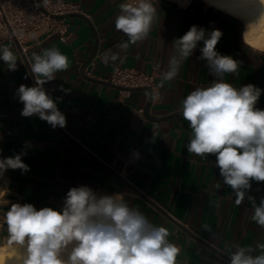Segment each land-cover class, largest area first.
<instances>
[{"label": "crops", "instance_id": "0c3cea01", "mask_svg": "<svg viewBox=\"0 0 264 264\" xmlns=\"http://www.w3.org/2000/svg\"><path fill=\"white\" fill-rule=\"evenodd\" d=\"M62 1L78 5L76 12L83 13L94 27L80 15L66 18L68 38L44 33L28 41L24 52L27 61L14 41L4 44L14 51L18 61L17 70L10 71L0 60V149L8 157L28 145L22 159L30 171L22 174L20 170H8L7 183L0 181V216L10 206L5 201L31 203L37 210H59L72 187L89 186L100 195L121 194L130 207H137L154 225L167 227L171 233L169 241L180 248L177 264L230 262L175 220L228 257L235 251L233 244L255 248L258 242L264 243V230L252 221L253 208L247 199V195H252L259 203L264 196V183L252 182L245 200L236 205L235 194L223 184L215 167V156L201 158L187 151L191 129L181 114L160 120L148 117L144 112L149 100L147 91L94 82L80 71L98 41V50L85 74L108 81L116 67L153 73L156 87L149 115L168 116L178 112L190 91L207 87L215 79L209 74L207 61L199 58L197 48L184 61L177 77L163 81L161 73L167 70L173 54V40L192 25L207 31L216 28L223 32L217 51L242 61L238 72L226 74L224 79L237 88L249 83L259 87L262 92L256 106L264 110V55L252 54L244 45V22L205 0H159V19L149 37L121 50L118 45L128 38L115 29L114 21L119 5L127 0ZM51 48H57L70 62L69 69L56 73L53 81L44 84L58 110L66 116L63 129L120 177L58 127L53 129L35 115L21 116L23 104L16 95L17 89L21 84L35 85L30 58L33 53ZM114 53H118L116 60L110 58ZM161 84L163 87H158ZM6 236L5 225L0 228V239L5 240ZM258 254V250L252 253Z\"/></svg>", "mask_w": 264, "mask_h": 264}, {"label": "clouds", "instance_id": "9594fccd", "mask_svg": "<svg viewBox=\"0 0 264 264\" xmlns=\"http://www.w3.org/2000/svg\"><path fill=\"white\" fill-rule=\"evenodd\" d=\"M206 3L241 19L244 45L252 54L264 55V0H235L234 7H224L215 0ZM158 6L159 0H131L119 5L115 29L128 38L118 45L121 50L149 37L159 19ZM222 35L216 28L207 31L190 26L173 40V54L161 76L163 81H172L184 61L199 48V58L207 61L209 74L215 79L207 87L190 91L178 109L191 129L186 149L201 158L215 156L223 184L232 189L236 205H241L252 182L264 183V110L256 106L262 90L251 83L237 88L224 79L226 74L237 73L242 61L217 51ZM110 58L116 60L118 53ZM0 60L8 70H17V55L3 44ZM29 64L35 85L21 84L17 89L23 104L21 116L35 115L53 129L64 128L66 116L44 84L69 69L68 57L57 48L44 49L40 54L33 53ZM147 95L154 98L155 93ZM27 147L8 157L0 149V181L7 183L8 170H20L22 174L30 171L22 159ZM247 199L253 208L252 221L264 230V196L259 203L252 195ZM5 203L10 206L0 216V228L6 225L5 240L11 252L6 256L0 248V264H177L180 248L169 241V229L154 225L137 207H130L121 194L100 195L89 186H79L67 192L59 210H37L31 203ZM232 248L235 251L229 253L230 264H264V243L258 242L255 248L233 244ZM257 250L260 254L252 255Z\"/></svg>", "mask_w": 264, "mask_h": 264}, {"label": "built area", "instance_id": "2783aa9c", "mask_svg": "<svg viewBox=\"0 0 264 264\" xmlns=\"http://www.w3.org/2000/svg\"><path fill=\"white\" fill-rule=\"evenodd\" d=\"M42 4L48 12L41 9L38 0H0V44L15 42L16 37L26 52L25 44L44 33L66 40L69 32L66 18H54L51 14L76 12L78 5L62 0H47V3L42 0ZM108 81L128 88L156 87L153 73L128 67H116Z\"/></svg>", "mask_w": 264, "mask_h": 264}, {"label": "water", "instance_id": "95a60500", "mask_svg": "<svg viewBox=\"0 0 264 264\" xmlns=\"http://www.w3.org/2000/svg\"><path fill=\"white\" fill-rule=\"evenodd\" d=\"M38 3L41 7L42 10L48 12L43 4H42V0H38ZM74 15H80L82 17H84L85 19H87L89 21V23H91V25L94 27V24L83 14V13H80V12H70V13H65V14H51L52 17L54 18H68L70 16H74ZM97 35V34H96ZM15 40V43L16 45L18 46V49L19 51L23 54L24 53V50H23V47L20 43V41L15 37L14 38ZM97 40H98V37H97ZM98 50V41H97V44H96V47H95V50L93 51L92 55L83 63L82 67H81V74L84 78L86 79H89L91 81H94V82H99V83H104L106 85H109V86H112V87H116L118 89H127V90H145L147 91L148 93H152L154 92V89L151 87V86H140V87H131V88H128V87H124V86H121V85H117V84H114L110 81H104V80H99V79H96V78H92V77H88L86 74H85V68L86 66L88 65V63L92 60V58L95 56L96 52ZM23 57L24 59L27 61V57H26V54L24 53L23 54ZM28 65V64H27ZM152 101H153V98L152 97H149V100L146 104V107L144 109V112L146 113V115L148 117H151L153 119H166V118H169V117H173V116H176L178 114H181L179 111L178 112H175V113H172L168 116H162V117H155V116H151L149 115V108L152 104ZM60 131L68 138L70 139L71 141H73L74 143H76V145H78L79 147H81L84 151H86L87 153H89L90 155H92L96 160H98L99 162H101L102 164H104L111 172H113L115 175H117L118 177H120L119 173L113 169L112 167H110L109 165H107L104 161L100 160L96 155H94V153H92L91 151H89L86 147H84V145H82L79 141H77L72 135H70L69 133H67L63 128H60L59 126H57ZM135 189V188H134ZM165 214L167 216H170L168 215L167 212H165ZM173 219V217H171ZM175 220V219H173ZM175 222H177L183 229H185V231H187L190 235H192L194 238H196L197 240H199L200 242H202L203 244H205L206 246H208L209 248L215 250L217 253H219L220 255H222L223 257H225L226 259L229 260V257L223 253H221L220 251H218L217 249H215L214 247H212V245H210L209 243H207L205 240H203L201 237H199L198 235H196V233L192 232L190 229H188L187 227H185L184 224L178 222L175 220Z\"/></svg>", "mask_w": 264, "mask_h": 264}, {"label": "bare ground", "instance_id": "6f19581e", "mask_svg": "<svg viewBox=\"0 0 264 264\" xmlns=\"http://www.w3.org/2000/svg\"><path fill=\"white\" fill-rule=\"evenodd\" d=\"M179 1L182 2V3H186V2H188L190 0H179ZM215 3L223 5L224 7H234L235 0H215ZM0 248H3L5 250L4 254L6 256L11 252V249L8 248V246L6 245V241L3 242V243H0Z\"/></svg>", "mask_w": 264, "mask_h": 264}, {"label": "rangeland", "instance_id": "374dc122", "mask_svg": "<svg viewBox=\"0 0 264 264\" xmlns=\"http://www.w3.org/2000/svg\"><path fill=\"white\" fill-rule=\"evenodd\" d=\"M6 240H3V239H0V243H3V242H5Z\"/></svg>", "mask_w": 264, "mask_h": 264}]
</instances>
